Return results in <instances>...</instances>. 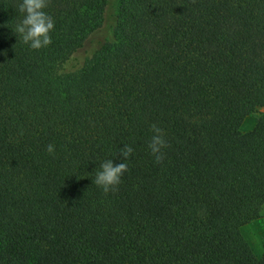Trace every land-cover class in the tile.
I'll list each match as a JSON object with an SVG mask.
<instances>
[{
	"label": "trees",
	"instance_id": "trees-1",
	"mask_svg": "<svg viewBox=\"0 0 264 264\" xmlns=\"http://www.w3.org/2000/svg\"><path fill=\"white\" fill-rule=\"evenodd\" d=\"M107 1L46 0L37 50L0 0V264H264L241 232L264 204V111L241 130L264 107V0H118L111 40L62 72Z\"/></svg>",
	"mask_w": 264,
	"mask_h": 264
},
{
	"label": "clouds",
	"instance_id": "clouds-1",
	"mask_svg": "<svg viewBox=\"0 0 264 264\" xmlns=\"http://www.w3.org/2000/svg\"><path fill=\"white\" fill-rule=\"evenodd\" d=\"M46 0H19L18 12L22 14V19L15 26L14 33L19 34L23 43L27 44L31 49H41L51 43L49 36L50 31L54 27V21L44 8ZM153 135L148 142V148L153 155L155 162L159 163L163 157V149L167 146L164 139L162 129L156 125H151ZM47 152L53 153L54 146L49 144ZM133 149L124 145L120 150L122 162L114 163L112 159L103 161L99 166V171L95 175V184L99 186L103 192L108 193L115 190L120 183L121 177L127 171V165L123 160L127 159Z\"/></svg>",
	"mask_w": 264,
	"mask_h": 264
},
{
	"label": "rangeland",
	"instance_id": "rangeland-1",
	"mask_svg": "<svg viewBox=\"0 0 264 264\" xmlns=\"http://www.w3.org/2000/svg\"><path fill=\"white\" fill-rule=\"evenodd\" d=\"M118 0H108L104 10L102 25L97 29L84 45L75 51L61 66L62 72H71L80 69L84 60L92 54L102 43L111 40L112 30L115 23V15ZM264 111V107L251 108L245 116L241 130H250L257 119L258 114ZM241 232L253 252L260 256L264 251V204L261 205L255 217L241 227Z\"/></svg>",
	"mask_w": 264,
	"mask_h": 264
}]
</instances>
